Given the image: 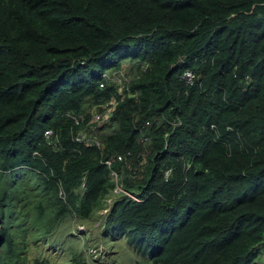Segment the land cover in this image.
Returning <instances> with one entry per match:
<instances>
[{"label": "trees", "instance_id": "1", "mask_svg": "<svg viewBox=\"0 0 264 264\" xmlns=\"http://www.w3.org/2000/svg\"><path fill=\"white\" fill-rule=\"evenodd\" d=\"M92 226L264 264V0H0V264H105Z\"/></svg>", "mask_w": 264, "mask_h": 264}, {"label": "rangeland", "instance_id": "2", "mask_svg": "<svg viewBox=\"0 0 264 264\" xmlns=\"http://www.w3.org/2000/svg\"><path fill=\"white\" fill-rule=\"evenodd\" d=\"M14 173L18 178L23 177L26 180L25 183L27 184L34 182L33 174L29 170H26V168L18 169ZM80 228L83 231L87 230L86 227L82 225L80 226ZM100 230L101 227L98 226H92L89 228L88 232L92 239L87 241V244L91 247V252H96L99 256H102L101 260H103V255H105V260H107V263L105 264H109L110 262L112 264H138V261H140L141 259L139 258L138 254L134 255L130 245L125 243L119 246L111 247L110 243L104 242L103 239L102 241L99 239ZM96 239H98L99 242L98 240L96 241ZM132 254L134 256H132Z\"/></svg>", "mask_w": 264, "mask_h": 264}, {"label": "clouds", "instance_id": "3", "mask_svg": "<svg viewBox=\"0 0 264 264\" xmlns=\"http://www.w3.org/2000/svg\"><path fill=\"white\" fill-rule=\"evenodd\" d=\"M106 106H108V103H105V107ZM87 112H89L91 114L89 120L93 124V130H97L98 128H102V130H103L104 125H105V121L109 120L106 110L104 108L102 109L101 107L97 106L93 109L88 110ZM82 121H83V119H82ZM48 131H51V133H52L51 129H48L46 132L48 133ZM79 137H80V139H79ZM75 138L77 141H80V142L86 140V137L84 136V134L81 133L80 130L76 133ZM88 140H89L88 145L95 142L101 149H104V143H102L101 140H99L95 137L94 132H93V134H91L90 139H88Z\"/></svg>", "mask_w": 264, "mask_h": 264}, {"label": "built area", "instance_id": "4", "mask_svg": "<svg viewBox=\"0 0 264 264\" xmlns=\"http://www.w3.org/2000/svg\"><path fill=\"white\" fill-rule=\"evenodd\" d=\"M186 76H187V78H188L189 80L193 78L192 74H190V73H187ZM48 133L50 134L51 131H48ZM79 139H80V137H79ZM107 162H108L109 164H111V161H107Z\"/></svg>", "mask_w": 264, "mask_h": 264}, {"label": "bare ground", "instance_id": "5", "mask_svg": "<svg viewBox=\"0 0 264 264\" xmlns=\"http://www.w3.org/2000/svg\"><path fill=\"white\" fill-rule=\"evenodd\" d=\"M115 109H116V107H115ZM118 159H119V160H123V159H125V158L123 157V155H119V156H118Z\"/></svg>", "mask_w": 264, "mask_h": 264}]
</instances>
